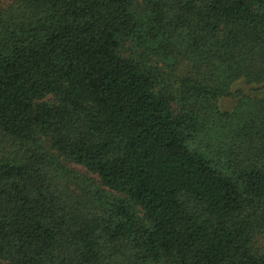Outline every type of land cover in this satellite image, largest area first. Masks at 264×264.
I'll list each match as a JSON object with an SVG mask.
<instances>
[{
	"label": "trees",
	"instance_id": "1",
	"mask_svg": "<svg viewBox=\"0 0 264 264\" xmlns=\"http://www.w3.org/2000/svg\"><path fill=\"white\" fill-rule=\"evenodd\" d=\"M0 264H264V0H0Z\"/></svg>",
	"mask_w": 264,
	"mask_h": 264
},
{
	"label": "rangeland",
	"instance_id": "2",
	"mask_svg": "<svg viewBox=\"0 0 264 264\" xmlns=\"http://www.w3.org/2000/svg\"><path fill=\"white\" fill-rule=\"evenodd\" d=\"M2 1H4V2H5V0H2Z\"/></svg>",
	"mask_w": 264,
	"mask_h": 264
}]
</instances>
